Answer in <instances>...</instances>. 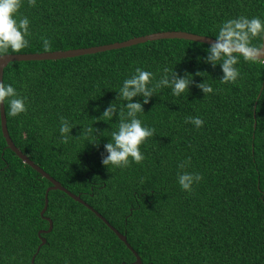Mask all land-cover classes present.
Listing matches in <instances>:
<instances>
[{"label": "trees", "instance_id": "trees-1", "mask_svg": "<svg viewBox=\"0 0 264 264\" xmlns=\"http://www.w3.org/2000/svg\"><path fill=\"white\" fill-rule=\"evenodd\" d=\"M19 14L30 21L28 44L6 53L96 46L166 30L214 38L227 19L264 18V0H37L36 7L24 0ZM207 46L160 38L3 68L2 81L27 98L26 113L15 118L3 105L14 145L125 234L142 264H264V65L241 59V78L221 84L219 66L197 62ZM137 67L157 75L174 68L192 74L193 83L180 97L159 89L143 105L140 118L155 130L141 146L143 162L107 169L101 163L107 138L98 147L78 138L64 143L59 120L75 124L73 136L92 123L108 135L116 125L93 117ZM203 79L212 93L195 86ZM197 116L204 121L199 129L185 122ZM185 160L184 170L202 177L191 192L176 182ZM49 185L6 147L0 129V264H30L32 256L31 264H134L113 230L61 190L48 191L43 215L52 226L38 234L48 227L40 210Z\"/></svg>", "mask_w": 264, "mask_h": 264}, {"label": "clouds", "instance_id": "clouds-1", "mask_svg": "<svg viewBox=\"0 0 264 264\" xmlns=\"http://www.w3.org/2000/svg\"><path fill=\"white\" fill-rule=\"evenodd\" d=\"M24 0H0V53L9 50L18 52L28 44L26 37L29 36L30 21L26 16L19 14ZM28 7H36L37 0H27ZM43 46L47 48L49 42L43 40ZM203 57H197V62L208 64L212 68L219 66L221 76L218 78L221 84L236 83L241 78L239 64L243 62L252 65H264V18L253 16H237L222 21L215 31L214 41L205 49ZM197 72L195 75H199ZM193 83V75L185 72L177 74L174 68L163 67L157 73L135 68L134 72L125 78L116 92L115 100L109 102L99 117H93L99 121L115 124V128L108 135L104 130H99L91 125L81 126L78 135L70 134L75 124L61 117L58 131L61 141L67 143L69 140L78 138L98 147L100 139L107 138L103 144L104 153L101 163L107 169L125 168L130 164L143 162L145 156L141 146L147 139L154 136L155 130L148 126L140 118L144 112L143 105L162 88H169L173 97H180ZM202 93L213 92L210 84L202 82L195 85ZM98 97V96H97ZM97 97L95 99H97ZM140 97L141 99L134 100ZM258 98V96H257ZM93 99V100H95ZM27 98L21 96L9 83L0 82V105H7V116L18 117L27 111ZM97 105L94 111H99ZM115 116L116 122L112 123ZM186 123H191L194 128L199 129L204 121L200 117H188ZM110 136V138H109ZM83 144V146H84ZM189 161H182L177 165L176 182L180 189L191 192L195 183H199L201 175L188 172Z\"/></svg>", "mask_w": 264, "mask_h": 264}, {"label": "water", "instance_id": "water-1", "mask_svg": "<svg viewBox=\"0 0 264 264\" xmlns=\"http://www.w3.org/2000/svg\"><path fill=\"white\" fill-rule=\"evenodd\" d=\"M160 38H182V39H188V40H194L197 42H202L206 44H211L214 41V38L206 36V35H199L196 33L188 32V31H180V30H171V31H156L153 33H148L145 35H140L136 37H132L123 41H116L112 43L107 44H101L96 46H89V47H80V48H71V49H65V50H53V51H45V52H33V53H4L0 54V82H2V73L3 68L6 66V64L10 61H21V60H45V59H59V58H66V57H74L78 55L83 54H90L95 53L99 51H105L110 49H116L120 47L129 46L132 44H136L139 42H144L147 40H154V39H160ZM0 129L2 136L5 140L6 147L9 148L14 154L22 160V162L28 164L30 167H32L34 170H36L41 176L45 177L49 182L50 185L46 187L44 192V204L42 209L40 210V215L42 218H44L48 222L47 229H41L38 231V234L40 232H49L52 226L51 219L47 216H44L43 213L47 206V193L49 190H61L65 192L68 196H70L72 199L82 203L84 206H86L88 209H90L97 217H99L108 227H110L113 232L117 235V237L125 244V246L133 253L135 260L133 261L134 264H142L141 260L139 258V255L134 251V249L129 245V243L126 241V236L123 233H120L118 230H116L114 227H112L108 221L96 210H94L89 204H87L85 201H83L78 194H74L67 190L64 186L60 184L59 181L55 180L52 176H50L47 172H45L39 165L34 163L32 160H30L25 154H23L12 142L10 139L7 127H6V118L4 114V107L3 105H0ZM45 242V239L41 237V242L39 243L37 249L41 244ZM33 262V256L30 260V264ZM149 264V263H147Z\"/></svg>", "mask_w": 264, "mask_h": 264}]
</instances>
